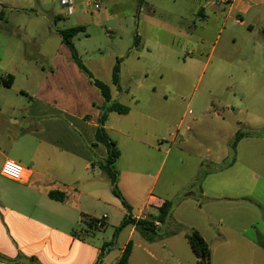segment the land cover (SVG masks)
Returning <instances> with one entry per match:
<instances>
[{
  "label": "rangeland",
  "instance_id": "374dc122",
  "mask_svg": "<svg viewBox=\"0 0 264 264\" xmlns=\"http://www.w3.org/2000/svg\"><path fill=\"white\" fill-rule=\"evenodd\" d=\"M63 1L0 0V12L4 11V19H0V74L18 72L19 63L48 66L54 56L69 54L59 32L79 26L86 28L73 39L80 59L88 68L100 71L96 78L110 85L114 97L118 94L110 71L120 60V103L130 112L112 114L110 126L115 132L120 129L127 137L147 142V146L125 139L131 149H122V163L134 162L135 170L121 175L116 166L119 180L133 186L139 198L151 188L154 195L161 194L165 187L174 199L162 235L168 229L177 234L165 251L161 249L165 239L153 244L155 258L136 249L129 264H198L185 239L192 230L204 237L212 264H264V0H230L250 5L243 17L229 11L221 0H101L97 10L88 6L93 0H72L75 8L69 16H64ZM237 18L243 23L237 24ZM137 35L139 47H135ZM23 69L13 89L0 84L5 115L0 118V141L4 132L8 131L10 138L18 134L17 128L7 127L3 120L11 116L8 105L23 108L33 103L20 92L21 88L30 90ZM216 114L221 115L220 120ZM15 116L21 123L16 141L20 143L25 139L26 111ZM193 118L204 122L196 124ZM239 131L244 137L235 152L229 149L226 154L225 138L232 142ZM115 132L113 136L120 140ZM219 134H223V142ZM180 136L196 142L192 146L180 142ZM207 148L212 150L206 155L213 170L206 182L210 197L202 199L196 192L184 199L185 186L192 180L194 152ZM4 153L15 157L1 151L0 171ZM225 155L226 161L218 163L217 158L222 161ZM232 159L236 162L230 169L227 165ZM100 175L108 181L103 171ZM118 187L122 193L119 182ZM1 190H16L25 197L18 184L0 175V197ZM5 200L17 202L19 198ZM128 204L132 212L139 213L142 203ZM125 211L120 200L113 207L97 209L96 220L105 215L109 218L107 230L96 232L97 243L113 239ZM128 236V228L119 233L111 260L119 256ZM141 240L136 235L133 246Z\"/></svg>",
  "mask_w": 264,
  "mask_h": 264
},
{
  "label": "crops",
  "instance_id": "0c3cea01",
  "mask_svg": "<svg viewBox=\"0 0 264 264\" xmlns=\"http://www.w3.org/2000/svg\"><path fill=\"white\" fill-rule=\"evenodd\" d=\"M210 7L212 8L213 5ZM228 7L229 11L235 12L238 17L248 14L250 9V5L235 2H232ZM140 45L141 41L135 47ZM26 58L30 60L29 57ZM26 58L21 61H27ZM50 62L48 66L36 64L33 67H26L19 63L17 65L18 72L0 74V84L4 88L13 89L17 83L18 73L23 69L22 66H25L22 73L27 78L30 90L21 88L20 92L29 100H33L32 104L23 108L8 105L6 110L11 113V116L3 119L6 121L7 127L17 128L18 133L10 138L7 131L1 138L0 152L9 151L15 156L11 157L4 153L3 165L7 160H13L24 166L27 171L24 182H15L25 193V197L17 194L16 190H1L0 264H34L30 262V259H35L39 264H117L125 248L136 235H140L142 240L139 244H134L129 263L132 262L136 249L155 258L151 253L152 249H155L153 244L161 242L159 239H165L161 247L162 251H165L169 247V242L177 237L176 232L169 229L163 236L165 225L161 226L159 222H155L159 236L155 235L151 241L146 240L136 230L135 225L129 224L124 227L121 231L128 228L129 236L127 244L120 250L119 256L113 260L110 259L114 244L107 248V254L103 261L98 263L104 245L111 244L113 239L103 244L97 243L95 235L98 231L90 224V221L96 219L95 213L101 205L113 207L118 200L112 194L110 180L101 179L100 171L102 170L98 166V163L107 157L106 148L104 150L101 147L103 145L96 142L95 136L104 100L87 75L72 60L71 52L64 56L56 55ZM113 68L114 66L110 71L111 84ZM89 71L95 78L100 77L98 76L100 71L98 72L94 68L93 70L90 68ZM9 77H13V83L7 87L2 84L1 80H9ZM121 77L120 73V82ZM114 87L118 95L114 97L112 93L113 99L120 103L122 88ZM1 100L0 118H3L5 115ZM22 111H26L27 127L22 132L25 139L19 143L16 141L20 138L21 123L15 115ZM112 114L118 113H111L108 116L105 128L121 152L117 166L121 175L123 171L132 173L135 170L134 162L132 165L122 163V149H131L125 139L144 146H147V142L131 136L127 137L126 133L120 129L115 132L114 126H110L111 118L114 116ZM220 117V114H216L215 118L220 120ZM193 122L202 124L204 119L193 118ZM182 124L183 120L180 122L178 130ZM112 131L119 136L122 144L113 136ZM173 137L178 138V135L175 134ZM218 137L223 142V134H219ZM180 139V142L191 143V146L196 142V140L183 136H180ZM232 142L225 138L226 154L229 149L231 151ZM211 152L210 148L202 152H194L192 180L185 186L184 199L196 195V192L201 194L202 199L210 197L206 182L211 177L213 170L209 168L208 163L211 161L206 155ZM217 159L218 163L224 162L226 155L222 161L219 157ZM235 162L232 159L227 166L233 169ZM119 184L125 199L131 205L138 206L142 203L138 214L135 213L136 211L131 212V217L135 221L154 217L157 209L165 201L174 199V196H171L165 187H162L161 194L154 195V188H151L149 192L142 193V197L139 198L138 191L133 186L126 185L122 179L119 180ZM51 191L64 192L67 196L65 201L52 200L49 197ZM12 196L14 198H11ZM7 198H19V201L8 202L5 200ZM128 215L129 213L125 211L123 220ZM108 219L107 216L106 227L102 229L103 231H106L109 226ZM174 222L181 223V220L175 219ZM84 223L88 225L87 228H82ZM246 231L247 229L242 232L246 233ZM185 239L187 240L186 236ZM172 257H174L173 254ZM210 263L212 264L211 261Z\"/></svg>",
  "mask_w": 264,
  "mask_h": 264
},
{
  "label": "trees",
  "instance_id": "16d2710c",
  "mask_svg": "<svg viewBox=\"0 0 264 264\" xmlns=\"http://www.w3.org/2000/svg\"><path fill=\"white\" fill-rule=\"evenodd\" d=\"M141 4L142 2H140V6ZM3 16H4V11H1L0 12L1 20L3 19ZM85 31H86L85 27L79 26V27L60 31L59 34L62 37V42L69 48L72 54V60L76 63L78 68L87 75V77L90 79L94 87L98 89V91L100 92L104 100V105L101 108V115L99 118V126L96 130L95 136H96V142L98 144H102L106 148L107 157L104 161L98 163V166L110 180L112 194L118 200L121 201L123 207L129 213V215L126 216L124 220L122 221L120 227L116 229L111 244L104 245L102 254L100 255L99 261H98V263H101L103 261L104 256L107 254V248L115 244V240L119 232L124 227L128 226L129 224L135 225L136 230L146 240L148 241L153 240L154 236L157 235V225L155 224V222H159L161 226H164L167 224L168 219L173 209V203L171 201H165L157 209L156 215L154 217H151L150 219H146V220L140 219L138 221H135L132 219L131 207L118 187L119 172L117 171L116 166L121 157V152L117 146V143L109 136L105 128L108 116L111 113H118V114L126 115L129 113V108L122 105L118 101H114L110 85H108L107 83L101 80L96 79L93 76V74L89 71V69L84 65L82 60L80 59L78 51L75 48L73 39L76 36H78L80 33H84ZM139 42H140V37L137 35L135 45L137 46ZM120 73H121L120 60L118 59L116 62V65L113 68V72H112V85L116 87H120ZM1 82L5 86L9 87L13 83V77H9V80L2 79ZM243 137L244 135L241 133V131L237 132L235 139L230 145L232 152H235L239 141ZM49 197L52 200H55L58 202H64L67 196L64 192L51 191L49 193ZM96 221H97L96 219L95 220L92 219L90 221V224L94 226ZM186 238H187L188 244L193 254L198 259V264H211L210 263V248L208 244L206 243V241L204 240V238L200 235V233L196 230H192L190 233L187 234ZM132 248H133V244L132 242H130L125 248L122 257L120 258L117 264H129ZM30 262L34 264H39L35 259H30Z\"/></svg>",
  "mask_w": 264,
  "mask_h": 264
},
{
  "label": "built area",
  "instance_id": "2783aa9c",
  "mask_svg": "<svg viewBox=\"0 0 264 264\" xmlns=\"http://www.w3.org/2000/svg\"><path fill=\"white\" fill-rule=\"evenodd\" d=\"M94 4L92 5L89 3L90 10L93 9H99L100 8V1L101 0H93ZM222 4L230 5L232 2L230 0H221ZM62 7L65 9L64 16H69L74 13L75 4L72 0H66L62 2ZM237 24H242L243 21L241 18H237L235 20ZM26 169L24 166H22L20 163L15 162L13 160H7L2 169H1V175L11 181L22 183L26 179ZM107 216L105 215L102 220H97L95 222L94 227L98 230H102L106 227V220Z\"/></svg>",
  "mask_w": 264,
  "mask_h": 264
},
{
  "label": "water",
  "instance_id": "95a60500",
  "mask_svg": "<svg viewBox=\"0 0 264 264\" xmlns=\"http://www.w3.org/2000/svg\"><path fill=\"white\" fill-rule=\"evenodd\" d=\"M203 260H204V258H203Z\"/></svg>",
  "mask_w": 264,
  "mask_h": 264
}]
</instances>
